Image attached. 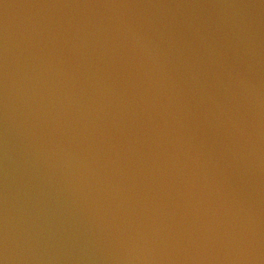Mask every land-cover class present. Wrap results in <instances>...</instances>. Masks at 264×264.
<instances>
[{"label":"water","instance_id":"95a60500","mask_svg":"<svg viewBox=\"0 0 264 264\" xmlns=\"http://www.w3.org/2000/svg\"><path fill=\"white\" fill-rule=\"evenodd\" d=\"M0 264H264V0H0Z\"/></svg>","mask_w":264,"mask_h":264}]
</instances>
